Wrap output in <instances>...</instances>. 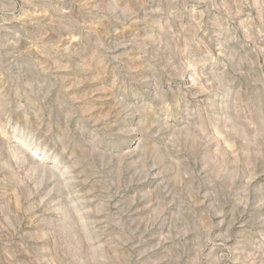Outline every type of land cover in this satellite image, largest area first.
Returning a JSON list of instances; mask_svg holds the SVG:
<instances>
[{
    "label": "rangeland",
    "instance_id": "rangeland-1",
    "mask_svg": "<svg viewBox=\"0 0 264 264\" xmlns=\"http://www.w3.org/2000/svg\"><path fill=\"white\" fill-rule=\"evenodd\" d=\"M0 264H264V0H0Z\"/></svg>",
    "mask_w": 264,
    "mask_h": 264
}]
</instances>
